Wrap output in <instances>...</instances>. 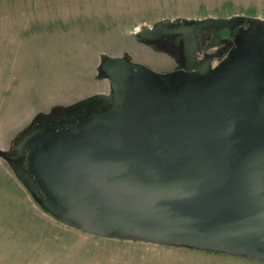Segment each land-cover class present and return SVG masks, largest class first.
Listing matches in <instances>:
<instances>
[{
	"label": "water",
	"instance_id": "obj_1",
	"mask_svg": "<svg viewBox=\"0 0 264 264\" xmlns=\"http://www.w3.org/2000/svg\"><path fill=\"white\" fill-rule=\"evenodd\" d=\"M240 20L205 17L178 27L158 21L138 37L182 33L192 62L195 33ZM253 22L264 26L262 19ZM99 69L113 90V113L79 126L31 129L10 151V166L36 202L96 236L264 263V90L257 58L237 57L175 95L152 86L151 72L126 56L103 55ZM60 127L70 130L51 132ZM24 151L32 152L30 168L22 165Z\"/></svg>",
	"mask_w": 264,
	"mask_h": 264
},
{
	"label": "rangeland",
	"instance_id": "obj_2",
	"mask_svg": "<svg viewBox=\"0 0 264 264\" xmlns=\"http://www.w3.org/2000/svg\"><path fill=\"white\" fill-rule=\"evenodd\" d=\"M236 14L264 19V0H0V264H264L83 232L46 212L9 163L41 118L109 91L103 55L174 67L175 49L140 39L143 27Z\"/></svg>",
	"mask_w": 264,
	"mask_h": 264
},
{
	"label": "flooded vegetation",
	"instance_id": "obj_3",
	"mask_svg": "<svg viewBox=\"0 0 264 264\" xmlns=\"http://www.w3.org/2000/svg\"><path fill=\"white\" fill-rule=\"evenodd\" d=\"M236 16H241L242 20L230 27L221 26L210 27L207 29L201 28L200 31L195 33V50L192 62L188 61L185 50V36L182 33H176L173 35L162 34L153 40H162L175 49L176 63L173 68L165 71H157L141 62H136L130 58H128V60L142 64L151 72L152 86H161L163 92L175 95L181 88L186 86L187 83L206 81L210 77L220 73L229 62L237 59V57H243L246 54H253L258 62L256 73L260 78L259 89L260 91H263L264 26L260 23L253 22L257 17H248L239 14L218 19L234 18ZM191 21H172L171 23H175L178 27L182 23L190 25L192 23ZM134 72L135 71L132 70L133 74ZM113 96V90L109 85V91L107 93L65 112H55L53 115L41 118L36 124H34L32 129L40 130L41 127L48 126L49 124H65L68 122H71L74 126H79L95 117L110 115L114 112L113 107L115 104ZM69 130V127H60L58 129H52L51 132L59 134ZM44 143L47 144L48 142L44 141ZM31 156L32 152L24 151L23 167L30 168ZM12 158H14L13 155ZM29 170L33 173L32 169Z\"/></svg>",
	"mask_w": 264,
	"mask_h": 264
}]
</instances>
